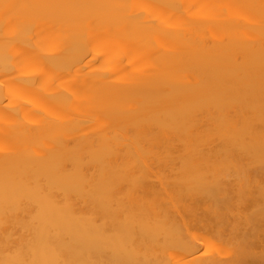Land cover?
<instances>
[{"label":"bare ground","instance_id":"1","mask_svg":"<svg viewBox=\"0 0 264 264\" xmlns=\"http://www.w3.org/2000/svg\"><path fill=\"white\" fill-rule=\"evenodd\" d=\"M0 264H264V0H0Z\"/></svg>","mask_w":264,"mask_h":264}]
</instances>
